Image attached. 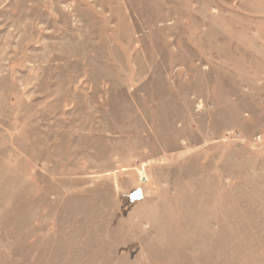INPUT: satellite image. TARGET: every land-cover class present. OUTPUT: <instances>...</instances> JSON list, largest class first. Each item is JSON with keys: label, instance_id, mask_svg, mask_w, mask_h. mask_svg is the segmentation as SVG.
I'll return each mask as SVG.
<instances>
[{"label": "rangeland", "instance_id": "rangeland-1", "mask_svg": "<svg viewBox=\"0 0 264 264\" xmlns=\"http://www.w3.org/2000/svg\"><path fill=\"white\" fill-rule=\"evenodd\" d=\"M21 2L0 264H264V0Z\"/></svg>", "mask_w": 264, "mask_h": 264}, {"label": "bare ground", "instance_id": "bare-ground-1", "mask_svg": "<svg viewBox=\"0 0 264 264\" xmlns=\"http://www.w3.org/2000/svg\"><path fill=\"white\" fill-rule=\"evenodd\" d=\"M26 1H31L32 2V4L29 7L32 8L33 12L36 13L35 16L33 15V17L36 20L42 22V21L46 20V18L42 17V14L37 15L40 7L42 6V7L46 8V11L50 10L51 8L53 10H55V9L58 8L59 3L62 2L63 0H49L46 5L45 4H41L39 2V0H22V2H21L22 6L26 3Z\"/></svg>", "mask_w": 264, "mask_h": 264}]
</instances>
